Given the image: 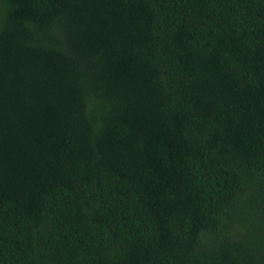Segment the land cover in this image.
Listing matches in <instances>:
<instances>
[{
  "label": "trees",
  "instance_id": "obj_1",
  "mask_svg": "<svg viewBox=\"0 0 264 264\" xmlns=\"http://www.w3.org/2000/svg\"><path fill=\"white\" fill-rule=\"evenodd\" d=\"M0 264H264V0H0Z\"/></svg>",
  "mask_w": 264,
  "mask_h": 264
}]
</instances>
